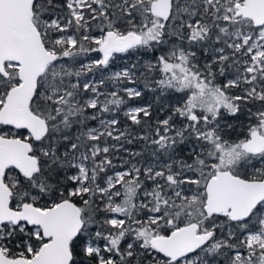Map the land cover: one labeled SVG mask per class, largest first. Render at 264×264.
Returning <instances> with one entry per match:
<instances>
[{
  "label": "snow or ice",
  "instance_id": "snow-or-ice-1",
  "mask_svg": "<svg viewBox=\"0 0 264 264\" xmlns=\"http://www.w3.org/2000/svg\"><path fill=\"white\" fill-rule=\"evenodd\" d=\"M0 264H264V0H0Z\"/></svg>",
  "mask_w": 264,
  "mask_h": 264
}]
</instances>
